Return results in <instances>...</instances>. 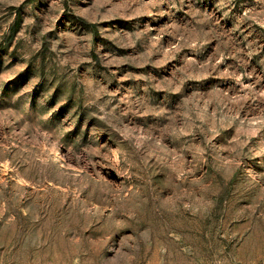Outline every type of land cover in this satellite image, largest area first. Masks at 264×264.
<instances>
[{
    "label": "rangeland",
    "instance_id": "374dc122",
    "mask_svg": "<svg viewBox=\"0 0 264 264\" xmlns=\"http://www.w3.org/2000/svg\"><path fill=\"white\" fill-rule=\"evenodd\" d=\"M0 264H264V0H0Z\"/></svg>",
    "mask_w": 264,
    "mask_h": 264
},
{
    "label": "trees",
    "instance_id": "16d2710c",
    "mask_svg": "<svg viewBox=\"0 0 264 264\" xmlns=\"http://www.w3.org/2000/svg\"><path fill=\"white\" fill-rule=\"evenodd\" d=\"M16 28H17V27H15L14 29H12V31H11V33H10V36L7 38V41H10V40L12 39V37H13L15 31H16Z\"/></svg>",
    "mask_w": 264,
    "mask_h": 264
}]
</instances>
